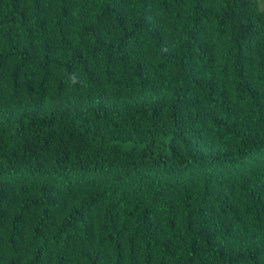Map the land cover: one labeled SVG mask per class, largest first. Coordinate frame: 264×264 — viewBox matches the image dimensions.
I'll use <instances>...</instances> for the list:
<instances>
[{
  "label": "trees",
  "instance_id": "16d2710c",
  "mask_svg": "<svg viewBox=\"0 0 264 264\" xmlns=\"http://www.w3.org/2000/svg\"><path fill=\"white\" fill-rule=\"evenodd\" d=\"M0 264H264L257 0H0Z\"/></svg>",
  "mask_w": 264,
  "mask_h": 264
},
{
  "label": "rangeland",
  "instance_id": "374dc122",
  "mask_svg": "<svg viewBox=\"0 0 264 264\" xmlns=\"http://www.w3.org/2000/svg\"><path fill=\"white\" fill-rule=\"evenodd\" d=\"M259 4V8L264 10V0H257Z\"/></svg>",
  "mask_w": 264,
  "mask_h": 264
}]
</instances>
